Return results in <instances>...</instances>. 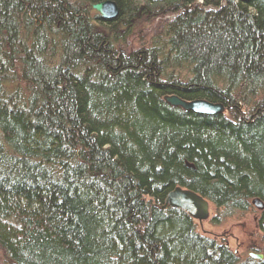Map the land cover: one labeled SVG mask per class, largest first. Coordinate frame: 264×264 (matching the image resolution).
<instances>
[{
  "label": "trees",
  "instance_id": "1",
  "mask_svg": "<svg viewBox=\"0 0 264 264\" xmlns=\"http://www.w3.org/2000/svg\"><path fill=\"white\" fill-rule=\"evenodd\" d=\"M100 1L0 0V264H264L163 207L264 203V0Z\"/></svg>",
  "mask_w": 264,
  "mask_h": 264
},
{
  "label": "water",
  "instance_id": "2",
  "mask_svg": "<svg viewBox=\"0 0 264 264\" xmlns=\"http://www.w3.org/2000/svg\"><path fill=\"white\" fill-rule=\"evenodd\" d=\"M91 8L102 20H113L118 16V7L110 0L94 3ZM165 101L173 107H180L185 112L200 115H216L224 110L220 103H211L205 99L183 100L176 95H168ZM251 203L255 204L258 209H263V204L258 198L252 199ZM163 207L180 209L198 222L207 219L209 215V202L195 191L180 186L168 192ZM249 256L256 260L263 258L262 254L254 252H250Z\"/></svg>",
  "mask_w": 264,
  "mask_h": 264
},
{
  "label": "rangeland",
  "instance_id": "3",
  "mask_svg": "<svg viewBox=\"0 0 264 264\" xmlns=\"http://www.w3.org/2000/svg\"><path fill=\"white\" fill-rule=\"evenodd\" d=\"M257 210L224 214L209 205V216L201 224L196 221L197 230L226 244L237 255L244 257L264 247L256 221Z\"/></svg>",
  "mask_w": 264,
  "mask_h": 264
},
{
  "label": "bare ground",
  "instance_id": "4",
  "mask_svg": "<svg viewBox=\"0 0 264 264\" xmlns=\"http://www.w3.org/2000/svg\"><path fill=\"white\" fill-rule=\"evenodd\" d=\"M166 102V101H165ZM167 103V102H166ZM168 104V103H167ZM169 105V104H168ZM222 105V104H221ZM171 106V105H170ZM173 107V106H172ZM224 108V107H223ZM224 112V110L222 111V113ZM222 113H220V114H222ZM217 115H219V114H217ZM262 202V201H261ZM262 204H263V208H264V203L262 202ZM250 205H251V207H252V209L254 210V209H256V210H260V209H258L257 208V206L255 205V204H253V203H250ZM174 209H176V208H174ZM262 210V209H261ZM209 216V215H208ZM206 220V219H205ZM205 220H202L201 222H198V224H201L203 221H205ZM196 221V220H195Z\"/></svg>",
  "mask_w": 264,
  "mask_h": 264
}]
</instances>
